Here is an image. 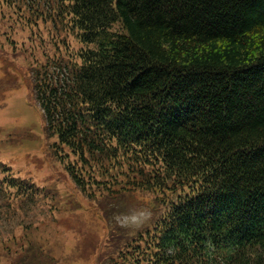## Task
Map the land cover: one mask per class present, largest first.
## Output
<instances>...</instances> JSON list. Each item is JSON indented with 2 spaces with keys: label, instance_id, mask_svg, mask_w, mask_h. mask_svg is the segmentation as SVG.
Masks as SVG:
<instances>
[{
  "label": "trees",
  "instance_id": "16d2710c",
  "mask_svg": "<svg viewBox=\"0 0 264 264\" xmlns=\"http://www.w3.org/2000/svg\"><path fill=\"white\" fill-rule=\"evenodd\" d=\"M0 28L40 52L31 92L76 186L164 209L113 264H264V0H0ZM18 172L0 158V220L48 195ZM11 223V264H42L41 222Z\"/></svg>",
  "mask_w": 264,
  "mask_h": 264
},
{
  "label": "rangeland",
  "instance_id": "374dc122",
  "mask_svg": "<svg viewBox=\"0 0 264 264\" xmlns=\"http://www.w3.org/2000/svg\"><path fill=\"white\" fill-rule=\"evenodd\" d=\"M21 24L24 26L26 22ZM6 32L12 34L10 30ZM28 35L26 31L23 38ZM4 37L0 34V158L15 166L22 178L48 192L31 209L29 217L0 220L12 222L5 227L9 230L5 234L15 228L14 222L39 221L34 237L44 239L42 264H113L112 259L117 258L140 230L152 227L164 209L157 210L155 197L147 191L128 192L117 187L113 194L111 190L93 187L85 194L76 186L65 164L73 162V157L67 159L61 155L53 147L54 139L45 135L42 114L28 89V69L40 59V52L31 54L27 47L20 51L3 42ZM67 41L71 49L78 48L73 38ZM47 51L53 53L55 48L47 46ZM119 182L123 186L127 180L120 177ZM140 209L151 211L150 219L140 227L125 226L116 219ZM15 258L21 264V257ZM12 262L13 258L1 248L0 264Z\"/></svg>",
  "mask_w": 264,
  "mask_h": 264
},
{
  "label": "clouds",
  "instance_id": "9594fccd",
  "mask_svg": "<svg viewBox=\"0 0 264 264\" xmlns=\"http://www.w3.org/2000/svg\"><path fill=\"white\" fill-rule=\"evenodd\" d=\"M151 217V211L148 209H140L135 212L117 216L116 219L119 223L125 226L140 227L146 223Z\"/></svg>",
  "mask_w": 264,
  "mask_h": 264
}]
</instances>
